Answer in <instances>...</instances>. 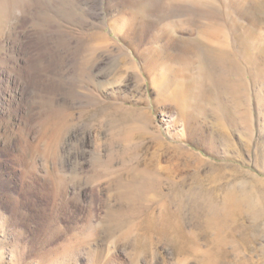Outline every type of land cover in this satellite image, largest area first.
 <instances>
[{"label": "rangeland", "instance_id": "obj_1", "mask_svg": "<svg viewBox=\"0 0 264 264\" xmlns=\"http://www.w3.org/2000/svg\"><path fill=\"white\" fill-rule=\"evenodd\" d=\"M197 38L242 66L239 112L195 104ZM197 174L264 195V0H0V264H202L203 213L172 196ZM250 216L237 239L264 264Z\"/></svg>", "mask_w": 264, "mask_h": 264}, {"label": "bare ground", "instance_id": "obj_2", "mask_svg": "<svg viewBox=\"0 0 264 264\" xmlns=\"http://www.w3.org/2000/svg\"><path fill=\"white\" fill-rule=\"evenodd\" d=\"M234 8L236 9L235 11H238L239 13L245 14L249 12L248 7L242 6ZM233 33L236 36L235 41L240 43V38L237 33L235 31H233ZM208 43L210 44L213 42ZM32 47L34 48V43L30 42V48ZM191 51L192 53L194 52L199 55L200 63L203 66L202 73L204 84L197 85V89L192 95L195 104L199 107L201 105L200 99L206 97L210 98L212 101H216L219 104V109L221 108L222 111H229L230 109H227L232 107L235 112H239L243 106V102L239 100V97L243 94L241 86L244 85L239 80L242 66L235 61L234 54L226 50H221L214 44L208 45L198 38L190 47H186V49L183 48L181 52L188 53ZM248 61L250 63L248 67H252L253 61L249 59ZM234 74H237V77L234 76ZM162 79L164 80L163 85L165 88L168 84L173 82L171 75L168 74H165V76L162 75ZM141 174L143 180H141L142 184L140 187H142L144 191L145 189L148 190L149 188L155 187L156 184L161 182V176L156 171L144 170ZM196 179L199 181L198 187L194 188L191 186L186 189L183 187L184 183H182L174 189L172 196L179 201V207L181 209H186V206L191 205L192 207L190 208H192V210L194 209L203 213V227H201L203 229L202 233L205 234L206 238L207 236L210 238L213 246L205 251L202 250L201 259L199 260L203 262L202 264H252V262L250 263L247 257L243 254V247L245 248V245H241L237 239V234L241 228L238 226L239 223L237 222L239 217L243 216L245 213L251 215L250 217L255 219L264 215V195L261 193L262 191L260 192L256 186H254V188L246 187L245 193H240L235 187L222 189L220 186L214 185L211 188H207L202 182L199 174H197ZM143 189L138 188V192L141 193V190L143 192ZM255 226L257 227L256 224ZM171 228L177 229V227L170 226L168 227V230ZM165 231L171 232L173 230L167 231L165 227ZM180 232L182 233V230ZM178 234L179 236L174 234V238L172 236L174 241H180L179 237L181 234ZM183 235L184 240L178 242V244H181V242L183 243V245L181 244L183 248L179 247L180 245H178V247L189 249L191 252H197L200 247L201 235L194 231L184 232ZM168 236V238H170V234ZM231 257H233V260H230Z\"/></svg>", "mask_w": 264, "mask_h": 264}]
</instances>
